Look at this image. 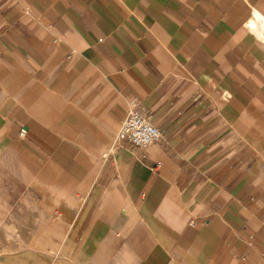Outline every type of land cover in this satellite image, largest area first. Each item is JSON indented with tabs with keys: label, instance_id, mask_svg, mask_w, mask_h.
<instances>
[{
	"label": "crops",
	"instance_id": "1",
	"mask_svg": "<svg viewBox=\"0 0 264 264\" xmlns=\"http://www.w3.org/2000/svg\"><path fill=\"white\" fill-rule=\"evenodd\" d=\"M0 264H264V0H0Z\"/></svg>",
	"mask_w": 264,
	"mask_h": 264
},
{
	"label": "built area",
	"instance_id": "2",
	"mask_svg": "<svg viewBox=\"0 0 264 264\" xmlns=\"http://www.w3.org/2000/svg\"><path fill=\"white\" fill-rule=\"evenodd\" d=\"M118 135L135 145L147 147L160 137L161 130L152 123L149 116L140 111L138 100L134 97L131 99L129 114L121 123Z\"/></svg>",
	"mask_w": 264,
	"mask_h": 264
}]
</instances>
